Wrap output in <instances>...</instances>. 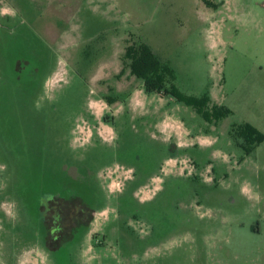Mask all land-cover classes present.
Returning <instances> with one entry per match:
<instances>
[{
	"label": "rangeland",
	"instance_id": "obj_1",
	"mask_svg": "<svg viewBox=\"0 0 264 264\" xmlns=\"http://www.w3.org/2000/svg\"><path fill=\"white\" fill-rule=\"evenodd\" d=\"M133 43L230 114L130 102ZM246 123L264 133V0H0V264H264V141L231 136ZM57 197L97 211L60 248Z\"/></svg>",
	"mask_w": 264,
	"mask_h": 264
},
{
	"label": "trees",
	"instance_id": "obj_2",
	"mask_svg": "<svg viewBox=\"0 0 264 264\" xmlns=\"http://www.w3.org/2000/svg\"><path fill=\"white\" fill-rule=\"evenodd\" d=\"M121 62L123 65L121 73L125 74L128 69L130 76L143 82L144 90L147 94H160L165 97H171L176 102L193 108L210 124L219 123L231 112L227 107L213 104L207 98H195L182 94L173 83L176 75L174 69L168 63L163 62L152 48L145 43H133L129 45L121 57ZM107 99L110 105L117 102L112 97H107ZM104 119L107 122L109 117L106 116ZM231 136L241 141L240 145L246 152H249L250 149L264 141V133L248 123L235 127L231 132ZM53 200H56L58 207L63 211V214L65 213L64 217L67 219V222H62V225H60V228L64 230L60 234H58V231L53 233L52 230L56 226L46 221L45 212L42 213V222L48 237L56 234L54 235V239L57 240L59 243L58 247L60 248L62 245L72 242L78 230L83 228L88 229L93 222V214L77 222V207L80 206L83 210H86L88 208L86 204L79 202L77 197L68 199L57 197ZM53 200L51 203H53ZM78 203L79 205L77 206ZM69 212L75 218L68 222L70 217L67 213ZM46 242L49 243L50 241L47 240Z\"/></svg>",
	"mask_w": 264,
	"mask_h": 264
},
{
	"label": "flooded vegetation",
	"instance_id": "obj_3",
	"mask_svg": "<svg viewBox=\"0 0 264 264\" xmlns=\"http://www.w3.org/2000/svg\"><path fill=\"white\" fill-rule=\"evenodd\" d=\"M27 61H20V62H18L17 63V71L19 72V73H21L22 71H23V69L27 66ZM36 71V70H35ZM35 74V73H34ZM35 76V75H34ZM164 183V182H163ZM52 201V200H51ZM51 201H49V203L46 205V206H44L43 208H42V210H43V212H45L46 214V221H49V222H51L54 226H56V228H54L53 230H52V232L53 233H55V231H58V234H60V233H62V231L64 230V229H61L60 228V225H62V222H64V223H66L67 221V219L64 217L65 216V213L63 214V211L58 207V204L56 203V200H53V203H51ZM45 210V211H44ZM83 211H84V214H83ZM90 214H93V222L96 220V216H97V211H95V210H92V209H90V208H87L86 210H83L80 206L79 207H77V222H79L80 220H82L83 218H88V216L90 215ZM67 215L70 217V219L68 220V222L71 220V219H74L75 218V216L73 215V214H71L70 212L69 213H67ZM167 215L165 214V213H160V218H165ZM51 218V219H50ZM181 219V218H180ZM185 220V219H184ZM189 220H190V218H189ZM92 222V223H93ZM187 222V221H186ZM91 223V224H92ZM59 226V227H58ZM58 227V228H57ZM79 231V230H78ZM77 231V232H78ZM99 234H101V233H97V234H95L94 235V240L96 241V243L99 245L100 243H98V242H100L101 241V238H99L98 239V237L97 236H101V237H103V239L104 240H106V238H107V236H105V235H103V234H101V235H99ZM103 235V236H102ZM105 244V243H104ZM104 244L103 245H101L100 244V246H103L104 247Z\"/></svg>",
	"mask_w": 264,
	"mask_h": 264
},
{
	"label": "crops",
	"instance_id": "obj_4",
	"mask_svg": "<svg viewBox=\"0 0 264 264\" xmlns=\"http://www.w3.org/2000/svg\"><path fill=\"white\" fill-rule=\"evenodd\" d=\"M118 74V73H117ZM130 74V73H129ZM132 80L140 82L141 85L137 88V91H131V93H129L128 95V99H130V102L133 101L137 104V101H139V103H143V105L145 103H147L148 98L150 99L151 97H149L148 95H146L147 93L144 90V84L142 81L137 80L136 78L132 77ZM156 96H158L159 98H161L162 100H164L166 97L165 96H161L160 94H154ZM92 250V248H89V252Z\"/></svg>",
	"mask_w": 264,
	"mask_h": 264
},
{
	"label": "built area",
	"instance_id": "obj_5",
	"mask_svg": "<svg viewBox=\"0 0 264 264\" xmlns=\"http://www.w3.org/2000/svg\"><path fill=\"white\" fill-rule=\"evenodd\" d=\"M77 128H79V134H80V141H82V140H84V136L82 135V133L85 131V130H90V124L87 122V121H82L79 125H78V127ZM76 140H77V136H76ZM90 140V139H89ZM115 172H113V171H110L109 172V174H108V176H107V178H109L110 179V184H109V187H110V190L111 191H113L112 189H111V186H112V183L114 182V176H115V174H118V172L116 171V170H114ZM112 188H113V186H112Z\"/></svg>",
	"mask_w": 264,
	"mask_h": 264
}]
</instances>
